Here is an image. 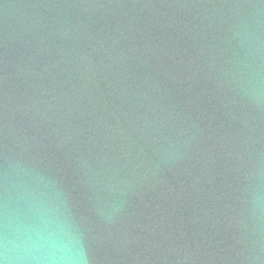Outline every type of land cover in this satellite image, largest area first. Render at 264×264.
<instances>
[{
    "label": "water",
    "instance_id": "1",
    "mask_svg": "<svg viewBox=\"0 0 264 264\" xmlns=\"http://www.w3.org/2000/svg\"><path fill=\"white\" fill-rule=\"evenodd\" d=\"M0 264H264V0H0Z\"/></svg>",
    "mask_w": 264,
    "mask_h": 264
}]
</instances>
